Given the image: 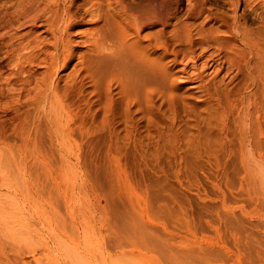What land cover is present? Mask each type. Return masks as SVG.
Segmentation results:
<instances>
[{
    "label": "rangeland",
    "instance_id": "obj_1",
    "mask_svg": "<svg viewBox=\"0 0 264 264\" xmlns=\"http://www.w3.org/2000/svg\"><path fill=\"white\" fill-rule=\"evenodd\" d=\"M171 1L176 7L164 26V41L191 57L180 52L175 62L172 54L164 55L169 74L164 98L153 95L150 105L139 99L125 106L112 87L107 116L91 88L80 86L84 94L76 89L69 99L81 117L61 146L52 143L43 123L36 130L39 113L27 103V91L45 68L36 62L22 73L10 53L12 44L31 39L48 46L50 34L39 25L11 27L4 12L15 1L0 0V200L6 216L0 236L1 243L16 242L14 248L22 246L18 241L26 244L23 257L34 254V264H48L51 251L58 253L54 239L64 243L71 264H264V90L258 93L263 134L254 132L248 145L239 103L225 116L215 97L194 87L205 83L213 91L222 79L219 88L237 102L239 95H250L251 88L242 89L245 74L224 61L235 42L225 31L239 26L258 41L264 57V0ZM150 21L141 34L154 39L158 28ZM185 28L191 30L190 50L177 40ZM16 32L26 39H13ZM216 34L224 37L219 44L212 41ZM183 66L186 71L179 72ZM71 69L60 72L62 86ZM100 116L116 129L117 141L108 140L105 128L94 131ZM78 122L94 129L78 132ZM10 245L2 250L13 252Z\"/></svg>",
    "mask_w": 264,
    "mask_h": 264
},
{
    "label": "bare ground",
    "instance_id": "obj_2",
    "mask_svg": "<svg viewBox=\"0 0 264 264\" xmlns=\"http://www.w3.org/2000/svg\"><path fill=\"white\" fill-rule=\"evenodd\" d=\"M14 1L13 6L15 7H13V10L8 11L7 9L4 12V17L9 20L11 27L16 25L18 27H35L39 25V27H44V31L49 33L51 37V40H48V46L37 39L27 40L28 42L20 47L12 44L10 53L15 56V62L13 60L14 67L22 73L25 72L26 65L37 64L36 62H39L38 65L41 64L45 68L46 72L43 77L41 76V79L39 78L40 81L30 91L28 90L29 93L27 91V103L29 109H34L39 113L37 119L39 123L36 125V122H33L36 130L43 123L49 132L50 140L57 145H66L67 141L73 137V130H75V124L78 121L76 119L81 117L80 111L75 108L76 105L74 106L75 102L73 101V104L72 100L70 101L73 98L69 99L70 92L78 89L80 90L78 93L84 94V85L91 88V96L96 98L94 102L97 101L98 107H101L105 112L103 115H106L113 108L112 87L116 88L119 101L124 103L125 106L133 105L139 99L150 105L154 98L153 95H156L157 99H162L165 94L164 82L169 74H167L165 68L166 63H163L164 55L172 54L174 56L172 61L175 62L178 60L177 56L180 52L184 58L191 57L189 52L170 50L163 38L164 26L169 22L168 17L176 7V1L174 0V2H170V0H166V2L164 0H140L138 5H136L138 2L132 5L126 0H83L80 3L77 0ZM151 18L153 19L152 22L150 21ZM145 19H147L146 22L150 21L149 23L158 28L156 35L155 33V36L153 35L154 39L150 38V35V37H147V35L142 37L141 30L146 23ZM86 24L90 27L80 30V27ZM185 29L184 35L177 36V40L179 43L183 42L189 45L190 50L193 46L190 35L191 30L189 28ZM198 33L200 38L206 39V35L202 31ZM225 33L229 35L228 37L234 38L235 42L232 44L230 54L228 53L224 57V61L228 63L230 68H235L238 74H245L246 82L242 89L245 91L251 88L250 95H239L237 102L235 95L231 96L225 90L219 88V84L223 82L222 79L218 81V84H215L213 91L205 83L194 87H203L206 93L215 97L218 108L225 116L231 113L234 108L237 109L238 105L240 106L239 116L242 120L244 138L246 144L250 145L255 140L254 132L259 135L263 134L258 93L260 89L264 90V57L258 41L239 26H231ZM25 35L20 36L16 32L13 39L18 40L20 37H25ZM211 37L213 38L212 41L218 44L224 40V37L217 34ZM11 42L13 41L11 40ZM23 42L25 43V41ZM217 49V52L221 53V48L218 47ZM75 60L76 62H74ZM207 65V62H205V67ZM69 67L72 68L71 72L68 76L66 75L67 79L65 82L63 81L64 85L62 86L60 84L62 77L59 74ZM204 70H201L198 75L201 82L203 81ZM178 71L185 72L186 66ZM187 79L189 78L187 77ZM11 82L10 84L14 87L15 85ZM21 84L24 85L23 82ZM23 85H20L21 88L18 89L20 93L24 90ZM262 92H260V95ZM83 94H78V96ZM101 118L103 119L95 118L94 126L96 127L94 131H96V128L98 130L105 128L110 132L108 140L111 142L112 140L117 141L120 136L117 135L118 133L115 135V128L113 129L112 125L113 130H111V122L109 123L106 116ZM81 121H83V117ZM79 123L78 132L82 131L83 128L87 132L94 129L87 128L83 122ZM0 182L2 187V181ZM1 206L3 205L0 200V235L1 233L5 235L4 231L6 230L1 227V223L6 222L3 221L6 220V216H4L5 213L2 214L3 209ZM42 212L44 214L49 213L45 208ZM16 215L20 219H28L22 214L20 216ZM16 215L14 214V216ZM29 216L31 219L33 218L32 215ZM4 227H7V225ZM1 238L4 240L0 236V253L2 254L0 259H5L7 264H34L35 259L38 258L34 254L31 259L23 257L24 252H22L21 247H26V244L23 246L24 244L18 241V246L20 244L22 246L14 248L16 242L13 243V247L10 244L14 241L9 244V242L6 243V239L5 243H1ZM2 244H5V248L7 245L14 248H12L13 252L10 249L12 255L10 252H6L7 249L6 251H4L5 249L2 250ZM54 249L58 253L54 254V251H51L52 254L48 256V264H71L63 242L54 239Z\"/></svg>",
    "mask_w": 264,
    "mask_h": 264
}]
</instances>
